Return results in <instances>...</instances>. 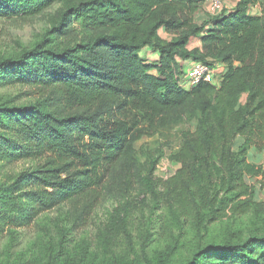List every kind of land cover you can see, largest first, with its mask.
Masks as SVG:
<instances>
[{"label":"trees","instance_id":"trees-1","mask_svg":"<svg viewBox=\"0 0 264 264\" xmlns=\"http://www.w3.org/2000/svg\"><path fill=\"white\" fill-rule=\"evenodd\" d=\"M203 2L0 0V19L49 20L17 57L0 56V88L23 90L0 101V129L22 137L8 141L37 159L17 178L12 201H0L2 221L18 228L57 215L52 242L0 264H264V200L245 180L260 177L264 191V0H237L198 22ZM193 38L199 45L190 48ZM148 48L158 59L143 58ZM178 60L225 71L187 88L178 85ZM22 97L33 102L15 104ZM174 128L180 137L169 159L178 168L157 178L158 156L141 163L135 144ZM140 189L161 214L139 263L96 260L65 244L66 232L83 229L104 202ZM247 215L258 223L232 228L220 246L201 241L211 225ZM156 225L175 252L192 241L189 256L148 257Z\"/></svg>","mask_w":264,"mask_h":264},{"label":"rangeland","instance_id":"rangeland-1","mask_svg":"<svg viewBox=\"0 0 264 264\" xmlns=\"http://www.w3.org/2000/svg\"><path fill=\"white\" fill-rule=\"evenodd\" d=\"M222 3L224 10L226 0H222ZM208 9L209 5L207 4L206 10L202 11L209 14ZM48 22L46 17L25 23L18 20L0 19V56L17 57L22 48L33 45L41 37ZM220 74H217L218 79ZM21 91L23 90L0 88V101L8 102L10 98ZM15 102V104L27 105L32 103L33 99L22 97ZM2 132L0 129V133ZM2 134L5 138L3 140L0 138V201L10 202L12 198L7 199V196L13 194L17 178L23 171L35 165L37 159L30 156L26 150L16 151L13 149L14 145L8 141L11 139L21 144L24 142L22 137H18L14 132H3ZM179 137L178 129L174 128L170 132L157 135L154 138L144 137L135 144L141 163L146 161L149 153L153 152V155L158 156L154 169V175L157 178H168L178 168L169 159V156L178 145ZM160 151L162 154L159 157ZM11 152L13 154L9 156L8 154ZM263 159L264 152L261 153L257 164L262 163ZM259 178L246 176L245 180L248 184H255L258 191L257 199L264 200V191L260 190L258 183ZM152 206L150 195L142 189L129 192L121 200H108L96 210L83 229L75 232L68 230L64 235V242L71 249L79 251L89 258H96V260L120 259L128 263H139L143 258L145 235L150 229L151 222L161 214V211L153 210ZM1 209L0 205V211ZM56 216V213H46L38 218V223H35L34 220L23 227L12 228L8 222L2 221L0 213V259L15 258L20 255L29 256L33 249L42 250L48 242H52L56 238V226L53 223ZM257 223L255 217L248 215L233 223L230 219H224L211 225L207 235L201 241L205 244L220 246L232 228L247 230ZM154 230L157 233L145 251L148 257H153L164 251L170 253L171 250L174 252V255H171L174 261L189 256L192 241L180 245L175 252L174 241L160 238L158 225Z\"/></svg>","mask_w":264,"mask_h":264},{"label":"built area","instance_id":"built-area-1","mask_svg":"<svg viewBox=\"0 0 264 264\" xmlns=\"http://www.w3.org/2000/svg\"><path fill=\"white\" fill-rule=\"evenodd\" d=\"M209 5L208 13L214 15L223 9L222 0H206ZM214 69L202 62H194L190 69L184 73L179 79V86H186L187 88L194 87L200 81L217 82L219 72H214Z\"/></svg>","mask_w":264,"mask_h":264},{"label":"crops","instance_id":"crops-1","mask_svg":"<svg viewBox=\"0 0 264 264\" xmlns=\"http://www.w3.org/2000/svg\"><path fill=\"white\" fill-rule=\"evenodd\" d=\"M204 2H205V0H204ZM203 2V3H204ZM236 2H237V0H226V4H225V8H224V10H226V11H229V10H231L233 7H234V5L236 4ZM204 5V7H205V9H204V7L202 8V9H200V10H198L197 12H196V14H195V19L198 21V22H200V21H202L203 19H205L206 18V13H204V11H202V10H206V3H204L203 4ZM259 6L257 5V6H255L254 8H252L251 9V12H253V13H257V12H259ZM160 33V35L163 37V38H165V39H168L169 38V36L167 35V34H165L162 30L159 32ZM199 45V43H198V41L196 40V39H191V43H190V45H189V47L190 48H192V47H195V46H198ZM141 55L143 56V58L145 59V60H147V61H151V62H153L154 60H156V59H158V55H157V53H155L152 49H145V50H143L142 51V53H141ZM193 61H191V60H178V64H179V66L181 67V69H180V71L184 74L188 69H190L191 68V66L193 65ZM213 71L214 72H219V73H221L220 75H222V73L225 71V66L224 65H217V66H215V67H213Z\"/></svg>","mask_w":264,"mask_h":264},{"label":"clouds","instance_id":"clouds-1","mask_svg":"<svg viewBox=\"0 0 264 264\" xmlns=\"http://www.w3.org/2000/svg\"><path fill=\"white\" fill-rule=\"evenodd\" d=\"M205 3H206V0H205ZM223 10V9H222ZM208 12V11H207ZM210 14V13H209ZM211 15V14H210Z\"/></svg>","mask_w":264,"mask_h":264}]
</instances>
